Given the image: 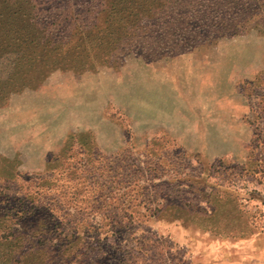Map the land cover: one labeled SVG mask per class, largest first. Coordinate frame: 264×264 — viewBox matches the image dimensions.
Masks as SVG:
<instances>
[{"label":"rangeland","instance_id":"374dc122","mask_svg":"<svg viewBox=\"0 0 264 264\" xmlns=\"http://www.w3.org/2000/svg\"><path fill=\"white\" fill-rule=\"evenodd\" d=\"M0 7V157L18 175L0 185L54 215L28 264L74 233L72 264H264V0ZM197 106L207 154L172 137Z\"/></svg>","mask_w":264,"mask_h":264},{"label":"trees","instance_id":"16d2710c","mask_svg":"<svg viewBox=\"0 0 264 264\" xmlns=\"http://www.w3.org/2000/svg\"><path fill=\"white\" fill-rule=\"evenodd\" d=\"M0 3L4 5L6 0H1ZM1 7L0 22H2L3 16ZM9 16L12 17V13ZM0 169L9 173L4 180L5 183L17 181L18 175L14 173L12 162L0 157ZM1 172L0 179H2ZM38 181L37 189L41 192L43 182ZM32 191L34 190L25 195L23 192L11 188V186H6L4 189L2 184L0 185V264H28L39 257L45 249L46 245L44 246L41 241L45 243L49 239L48 223L52 218L51 216L54 217V215H50V210L40 204L39 199L41 197L37 200L30 197L32 194L39 195L38 192L31 193ZM54 210H52L53 213ZM30 220H38L43 224V231L40 234H32L27 226ZM64 238L62 245L53 246L50 250L51 254L49 252L47 257H42V260L39 258L40 261L37 264H72L76 262L80 256L78 257L72 248L74 246L79 247L82 238L76 236L75 233L73 235L66 234ZM65 247L67 248L65 249ZM46 249L50 248L46 247ZM80 255L82 254L80 253Z\"/></svg>","mask_w":264,"mask_h":264},{"label":"crops","instance_id":"0c3cea01","mask_svg":"<svg viewBox=\"0 0 264 264\" xmlns=\"http://www.w3.org/2000/svg\"><path fill=\"white\" fill-rule=\"evenodd\" d=\"M247 76H253V73L252 72L251 73L249 72V73H247ZM234 96L236 97V95H234ZM202 101H203L202 103H204L205 106H206V100H202ZM220 101H221V99H220ZM199 104H201V103H199ZM199 104H198V106H199ZM198 106L196 108V115H197V119L195 121V131L196 132H194L192 135H189V137L186 139L187 142L184 141V139L181 140L179 137H177L175 135H172V137L174 139H176L179 142V144H181L185 148H188L189 147L188 144H189L194 149L193 151L198 152V153H202V154H207V153H204L205 151L202 150L204 147H201V149H200L198 146H195V147H193V146L196 144V142L198 141V139H200V138H203V140L205 139V137L208 135V134H206V132L207 133L210 132L209 130H206L205 129V126L202 125V127L200 128L199 126L196 127V124L197 123H200V122L202 123L204 121L205 114H206V112L210 113L211 107L209 106L208 109L204 107V109L201 110L200 108H198ZM248 111H249V106L248 105H245V104H243L241 102H236V103H234L232 105V109H230L229 112H226V113H228L229 118L231 117L230 121L232 122V120L233 121L234 120L236 121L238 117L240 118L244 114H247ZM175 112H177V110ZM179 112H181V111L179 110ZM179 112H178V114H179ZM219 113H221V111H219ZM232 117H234V119H232ZM171 121L173 123H176V121H177L176 124H179V123H182V122L189 124L188 121L184 120L182 117H176L174 119H171ZM217 131L222 132L220 126L218 127ZM238 131H239V129H238ZM238 131L236 130L237 138H240V132H238ZM209 137H211V136L209 135ZM221 138H222V136H221V133H220V134H218V139L220 140ZM213 144H214L213 146L215 148H217V147L220 146L221 142L217 146V142L215 140V142H213ZM208 146H210V144H208ZM212 154H214V153H212ZM219 154L220 155H225L227 153L223 151L222 153H219Z\"/></svg>","mask_w":264,"mask_h":264}]
</instances>
